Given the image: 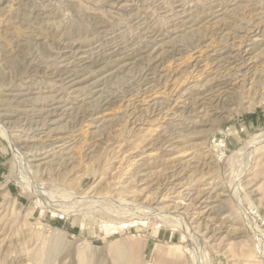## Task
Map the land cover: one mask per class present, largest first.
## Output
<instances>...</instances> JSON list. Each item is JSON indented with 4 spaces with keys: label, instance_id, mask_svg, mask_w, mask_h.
<instances>
[{
    "label": "rangeland",
    "instance_id": "374dc122",
    "mask_svg": "<svg viewBox=\"0 0 264 264\" xmlns=\"http://www.w3.org/2000/svg\"><path fill=\"white\" fill-rule=\"evenodd\" d=\"M0 264H264V0H0Z\"/></svg>",
    "mask_w": 264,
    "mask_h": 264
},
{
    "label": "bare ground",
    "instance_id": "6f19581e",
    "mask_svg": "<svg viewBox=\"0 0 264 264\" xmlns=\"http://www.w3.org/2000/svg\"><path fill=\"white\" fill-rule=\"evenodd\" d=\"M247 60H249V59H247ZM110 65V64H109ZM66 71V70H65ZM55 75V74H54ZM148 76V75H147ZM145 79V78H144ZM2 127V126H1ZM17 152V151H16ZM37 158V157H36Z\"/></svg>",
    "mask_w": 264,
    "mask_h": 264
}]
</instances>
